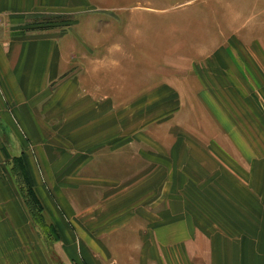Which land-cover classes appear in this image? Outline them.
Here are the masks:
<instances>
[{
  "label": "crops",
  "instance_id": "1",
  "mask_svg": "<svg viewBox=\"0 0 264 264\" xmlns=\"http://www.w3.org/2000/svg\"><path fill=\"white\" fill-rule=\"evenodd\" d=\"M89 5L90 0H0V264H44L39 255L33 256L36 251L27 252L35 224L18 187L27 185L24 173L29 170L40 187V202L53 209L54 200L63 202L58 189L63 168L70 171L69 178L80 174L88 190L100 188L101 178L146 187L148 194L154 190V205L130 216L136 224L142 219L143 225L127 230L120 220L112 223V230L99 232L109 242L111 234L117 233L116 240L128 234L129 242L139 234L135 248L147 256L137 264H264V240L257 253L249 238L235 248L219 226L207 222L195 200L196 180L177 161V151L186 154L182 149H174L176 162L171 165L154 157L150 142L138 139L131 122H136L139 99L148 107L155 100L161 104L169 93L155 91L153 69L141 73L145 59H153L148 50L138 52L135 43L123 51L106 49L90 37L89 25L103 19ZM68 17H74L70 26ZM113 21L103 25L121 26L120 20ZM80 27L82 33L76 35ZM115 28L112 36L121 37ZM137 64H142L140 71ZM67 130L72 131L71 141L59 146L58 138L67 136ZM159 149L171 152L169 144ZM185 150L193 155L202 151L196 146ZM241 200L249 203L244 196ZM76 207L69 209L79 214ZM67 216L77 215L67 211ZM74 225L81 233L76 221ZM82 233L85 240L93 239L89 229Z\"/></svg>",
  "mask_w": 264,
  "mask_h": 264
},
{
  "label": "rangeland",
  "instance_id": "2",
  "mask_svg": "<svg viewBox=\"0 0 264 264\" xmlns=\"http://www.w3.org/2000/svg\"><path fill=\"white\" fill-rule=\"evenodd\" d=\"M89 9L103 19L89 25L90 37L106 49L123 51L135 43L138 52L148 50L153 59H145L148 67L145 63L141 73L153 69L155 91L169 93L161 104L155 100L148 107L139 99L136 122H131L138 139L150 142L154 157L171 165L176 162L174 149H182L186 154L177 151V161L188 166L187 172L196 180L195 200L209 217L207 222L219 226L235 248L249 238L258 249L264 240L260 237L264 233V0H90ZM68 19L70 26L74 17ZM110 20H120L121 26L103 25ZM114 28L121 37L112 36ZM81 29L76 35H81ZM141 65L137 64L138 71ZM180 93L185 98L177 99ZM71 132L58 138L59 146L69 145ZM162 144L171 146L169 155L159 149ZM184 146L202 151L193 155L191 150L183 152ZM94 170L98 173L97 167ZM62 171L58 189L63 202L54 200L53 209L41 196L45 209L38 198L40 187L29 170L23 171L27 185L18 190L35 224L27 252L36 251L33 256L39 255L44 264L145 262L147 251L135 248L139 234L131 242L128 234L118 240L117 233L111 234L109 242L99 232L112 230V223L120 220L127 230L143 225L142 219L136 224L130 216L154 205L150 197L154 190L148 194L146 187L105 178L97 180L100 188L88 190L80 174L73 179L69 170ZM132 191L137 194L131 195ZM243 196L248 204L241 200ZM69 204L77 205L80 213L71 211ZM67 211L76 218L67 216ZM87 229L93 239H84L82 232Z\"/></svg>",
  "mask_w": 264,
  "mask_h": 264
},
{
  "label": "trees",
  "instance_id": "3",
  "mask_svg": "<svg viewBox=\"0 0 264 264\" xmlns=\"http://www.w3.org/2000/svg\"><path fill=\"white\" fill-rule=\"evenodd\" d=\"M41 217V216H40Z\"/></svg>",
  "mask_w": 264,
  "mask_h": 264
}]
</instances>
